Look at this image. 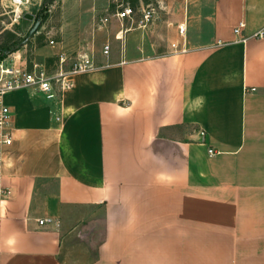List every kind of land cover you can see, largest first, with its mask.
Wrapping results in <instances>:
<instances>
[{
    "label": "crops",
    "instance_id": "0c3cea01",
    "mask_svg": "<svg viewBox=\"0 0 264 264\" xmlns=\"http://www.w3.org/2000/svg\"><path fill=\"white\" fill-rule=\"evenodd\" d=\"M157 1L147 28L148 0L24 17L53 41L37 53L90 46L93 66L54 99L5 95L0 264H264V0Z\"/></svg>",
    "mask_w": 264,
    "mask_h": 264
},
{
    "label": "built area",
    "instance_id": "2783aa9c",
    "mask_svg": "<svg viewBox=\"0 0 264 264\" xmlns=\"http://www.w3.org/2000/svg\"><path fill=\"white\" fill-rule=\"evenodd\" d=\"M10 12L12 13L13 19L17 21L22 18L26 12H29L28 5L35 6L38 10L45 5L44 0H5ZM142 12L141 25L149 20L152 8L140 10ZM132 9L129 6H124L121 10H115L112 14L117 18H123L129 16ZM102 22L108 21V16H102L99 19ZM244 25L242 21L233 28L235 33H238L240 28ZM179 33H183V24L178 25ZM123 30H119L116 34V38H123ZM254 35H264V30H259ZM244 39V38H243ZM53 43L52 40L49 41ZM102 54L108 55L110 51V43L105 41L102 45ZM65 55H59V61H64ZM93 66V60L91 55L86 50L77 53L75 60L72 62L70 67L63 69L61 66L59 70L54 73H49L45 68L44 63H33L31 67L26 64H16L12 60L0 59V207L4 200L8 196V187L3 182V160L5 148L11 144L12 135L9 128L10 121V109L5 102V95L13 90L19 88H32L36 92H41L48 99H54L57 95V91H62L70 85V75L77 72L89 69ZM200 134L204 131L200 130ZM208 153H214L212 148H208ZM39 225L44 224H57V220L50 217L44 216L37 219Z\"/></svg>",
    "mask_w": 264,
    "mask_h": 264
},
{
    "label": "rangeland",
    "instance_id": "374dc122",
    "mask_svg": "<svg viewBox=\"0 0 264 264\" xmlns=\"http://www.w3.org/2000/svg\"><path fill=\"white\" fill-rule=\"evenodd\" d=\"M150 2L149 6H144V9L152 8L153 11L149 20L145 23V25H141L142 28H147L152 23H157L158 17V1L157 0H148ZM49 0L46 2L44 1L45 5L42 6L43 14L41 18L47 17L49 20L54 22V12H49L47 10L46 5L48 4ZM132 2V1H130ZM29 10H34L35 6L31 4L27 6ZM46 14V15H45ZM167 14V13H166ZM49 15H52L50 17ZM135 15L139 17V23L141 22L142 12H135ZM162 18L166 16H161ZM39 19V18H35ZM34 19V20H35ZM33 21L27 20L26 18L22 17L15 21L13 19L12 13L10 12V7L6 4L5 0H0V45L2 43H6V47L4 50H0L2 53V58H12L13 53H15L18 57V60L25 61V64L28 67H31L33 63H44L45 68L49 73H54L59 70L60 66L65 69L70 67L72 62L75 60L77 55L76 49H64L65 50V59L60 63L59 55H40L37 53V47L39 44H49V38L45 35V33H37L38 29L32 33L29 37L27 36L28 30L31 27ZM152 30V27H149ZM165 32L166 29L164 28ZM155 32V31H154ZM155 33H159L163 35V32H159V30ZM3 48V47H2ZM87 48V45L84 47ZM91 47L89 46V49ZM88 48L85 50H89ZM0 55V57H1Z\"/></svg>",
    "mask_w": 264,
    "mask_h": 264
},
{
    "label": "water",
    "instance_id": "95a60500",
    "mask_svg": "<svg viewBox=\"0 0 264 264\" xmlns=\"http://www.w3.org/2000/svg\"><path fill=\"white\" fill-rule=\"evenodd\" d=\"M23 17L33 18V14L26 12ZM39 22H40L39 19H36L34 21V23L32 24V26L28 30V33H27V36L26 37H29L32 33H34L37 30V27L39 25Z\"/></svg>",
    "mask_w": 264,
    "mask_h": 264
},
{
    "label": "trees",
    "instance_id": "16d2710c",
    "mask_svg": "<svg viewBox=\"0 0 264 264\" xmlns=\"http://www.w3.org/2000/svg\"><path fill=\"white\" fill-rule=\"evenodd\" d=\"M42 13V8H40L39 9V11H38V15L40 16V14ZM38 29V28H37ZM7 45H6V43H2L1 45H0V50H4V48L6 47ZM3 47V48H2ZM2 53L0 52V55H1ZM0 58H2V55H1V57Z\"/></svg>",
    "mask_w": 264,
    "mask_h": 264
}]
</instances>
